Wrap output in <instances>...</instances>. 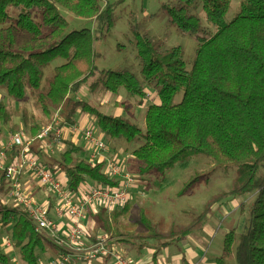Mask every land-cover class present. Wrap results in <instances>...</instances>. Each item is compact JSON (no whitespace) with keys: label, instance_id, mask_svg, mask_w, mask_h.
Listing matches in <instances>:
<instances>
[{"label":"trees","instance_id":"16d2710c","mask_svg":"<svg viewBox=\"0 0 264 264\" xmlns=\"http://www.w3.org/2000/svg\"><path fill=\"white\" fill-rule=\"evenodd\" d=\"M124 1L102 5L100 0H0V88L16 104L10 107L0 100V137L6 134L4 127L8 133L24 130L33 137L53 122L58 110L66 123H75L79 110L93 116L109 139L127 145L142 139L130 154L140 176L163 173L197 154L223 166L235 163L228 189L206 199L187 223L164 228L141 214L137 228L121 232L118 218L128 209L126 202L113 210L100 207L94 213L96 229L137 254L153 243L152 259L156 261L163 248L175 246L179 252L191 234L202 230L215 205L253 194L248 208L244 203L240 206L244 216L241 231L226 234L215 264H227L228 258L235 264H264V0H241L228 22L225 16L232 0L163 1L161 10L168 22L197 43L192 66L185 68L183 47H168L163 39L134 25L129 49L138 63V74L127 68L99 69L96 64L100 56L96 43L111 33L115 9ZM59 7L92 19L94 29L69 30ZM34 12L40 21L34 19ZM56 59L63 63L45 75L44 69ZM85 84L93 93L117 94L123 89L140 107L149 97V87L158 102L146 107L143 130L129 112L108 114L100 105L77 99ZM180 93L181 100L175 103ZM28 99L31 109L25 103ZM122 102L130 111L131 105ZM45 165L60 169L70 190H77L84 181L118 185L103 173L104 162L90 163L81 147L70 140ZM203 176L194 173L181 192ZM3 186L0 175V191ZM0 228V233H9L24 264H37L48 248L57 249L33 230L25 213L14 204L0 202ZM108 258L104 257L103 264ZM0 264H9L1 245Z\"/></svg>","mask_w":264,"mask_h":264},{"label":"rangeland","instance_id":"374dc122","mask_svg":"<svg viewBox=\"0 0 264 264\" xmlns=\"http://www.w3.org/2000/svg\"><path fill=\"white\" fill-rule=\"evenodd\" d=\"M114 1L116 0H100L102 5L106 2ZM163 1L166 0H125L116 7L115 24L111 33L106 39L98 40L96 43L97 50L100 53L96 62L99 69L127 68L135 74H138V63L134 60L133 54L129 49L130 39L132 37L131 28H133L134 25L139 26L142 31H147L154 38L163 39L168 47L173 45H180L183 47L185 68L187 70L191 68L197 43L192 36L180 33L168 22L166 15L161 10V3ZM240 1L241 0H232L230 8L225 16L226 22L234 17L238 11ZM59 11L67 19L69 30L82 28L90 30L94 29L95 24L92 19L75 16L62 7H59ZM198 15L203 23H205L202 12L199 10ZM33 17L37 22L40 21L37 13L34 12ZM62 63V59H56L49 67L44 69V74L49 75L54 66ZM84 86L87 87L88 90L90 89L89 84H85ZM146 92L150 95V98H144L141 107L138 106L133 99H128L126 92L123 89L119 90L117 94H112L110 92H92L93 95L89 94L90 96L88 95L89 97L84 99L88 100L95 106L100 105V110L108 114L127 115L128 112L131 113L135 122H137L144 130L145 109L152 102H158L156 99H152V96L155 95L153 89L147 87ZM107 94H109L108 98L111 100L105 99ZM181 97L182 94H178L175 97L174 102H179ZM78 99H80V97ZM0 100L10 107L16 106L15 102L8 97L3 88H0ZM118 100H121V102L123 101L122 103L125 105H131V110L127 111L124 106H122L121 109H117L118 105L113 101ZM121 102L117 103L120 104ZM25 103L28 108L31 109L30 100L28 99ZM80 113L83 114V112L79 110L75 113L76 121L78 120L77 117ZM86 116L90 121V123H86V125L93 127L95 133L101 137L108 148L104 153L110 155L109 158L119 157L123 160L124 173L131 175L134 179L126 201L128 209L118 218L119 223L117 229L119 231L125 232L128 228H131V226H136L137 228L141 214H145L155 224H162L164 228L173 224L187 223L192 217V212H199L206 199L218 191L228 189L236 164L232 163L228 166L219 165L201 154L192 155L184 161H178L174 167L163 173H155L151 176H140L135 170L130 154L132 149L141 144L142 139L128 145L120 140L121 142L118 143L119 146L117 143V146H111L110 139L100 132L94 117L87 113ZM60 119L62 122H65L62 117H60ZM7 131V127H4V133L10 134ZM76 145L80 147V141L77 142ZM44 149L45 151L39 149L37 155L43 161H46V163L44 162L45 164H48V162L51 163L53 159L47 155L52 153L54 154L53 157H58V154L60 153L59 151L62 149L60 140L58 142L49 141L47 145L44 146ZM82 152H87L85 146ZM198 172L203 173L204 176L198 178L195 183L192 184V187L186 189V192H181V188L185 184V181L190 176H193L194 173ZM25 185L28 190L30 189L31 191H34V189H36V192L41 190L30 178L25 179ZM252 200L253 194H246L235 198H229L222 205H215V210L212 211V214L204 224L205 227L210 225V235L206 242L207 244L200 238L201 234L199 231L191 234L183 245H191L194 243L195 245L191 250L196 252L198 255L197 259L205 254V259L207 258L209 262L213 263V260L222 253V245L226 234L233 230L238 232L241 231L244 217L240 210L241 203H244L245 207L248 208ZM0 201H6L5 203L13 204L11 197L1 191ZM88 214H92L93 220L94 213L92 210H90ZM89 221L90 219L86 217L85 224L89 223ZM92 223L94 231H101L100 229H96L95 219ZM8 234L9 233L6 230L1 231L0 244L2 237L5 235L9 236ZM112 243L115 244L122 253L131 256L135 260L138 259L134 250H129V252L131 251V253H129L125 250V247L115 239L112 240ZM152 247L153 243H150L149 247L144 248L141 252L147 257H151V251H153V249H151ZM56 250L54 251L53 249L48 248L45 254L40 255V258L44 262H47L53 256H56L58 252ZM188 254L189 251L181 245V248L177 253V256L180 257L178 259L179 264H186V262H188ZM156 260H159L161 264H164L162 261L167 262L165 256L162 258V253L158 259L156 258ZM191 263H194V259H192ZM151 264H155L153 263V260L151 261ZM227 264H235L234 259L228 258Z\"/></svg>","mask_w":264,"mask_h":264},{"label":"built area","instance_id":"2783aa9c","mask_svg":"<svg viewBox=\"0 0 264 264\" xmlns=\"http://www.w3.org/2000/svg\"><path fill=\"white\" fill-rule=\"evenodd\" d=\"M63 127L68 128L72 137H81L87 148V161L93 164L104 162L103 173L117 180V186L84 181L77 190H70L67 176L60 169L52 170L45 165L33 146L38 142L44 146L49 141L60 140L61 143ZM106 150V144L92 126L80 127L77 123L62 122L59 110L55 112L53 122L33 137L24 130L7 135L0 147L3 189L13 204L25 213L33 230L58 251L47 262L39 257L37 264H92L103 262L105 256H109L110 264H137L134 258L122 253L109 241L105 233L94 231V219L92 214H88L90 210L97 212L100 207L113 210L123 205L134 182L131 175L124 173L123 160L109 158L104 153ZM26 178L34 181L45 194V199L40 200L27 192ZM86 217L90 219L87 224ZM0 245L9 257V264H24L9 236H3Z\"/></svg>","mask_w":264,"mask_h":264},{"label":"crops","instance_id":"0c3cea01","mask_svg":"<svg viewBox=\"0 0 264 264\" xmlns=\"http://www.w3.org/2000/svg\"><path fill=\"white\" fill-rule=\"evenodd\" d=\"M80 92V93H79ZM78 93V95H76L77 97V99L80 97V99H84V98H86V97H89L90 95L89 94H91V95H93V93L91 92V91H89L88 90V88L87 87H83L80 91H79ZM155 95H153L152 96V99L154 100V99H156L157 101H158V97H157V95H156V93H154ZM89 95V96H88ZM109 94H107L106 95V97H105V99L106 100H111V99H109L108 96ZM149 98H150V95H149ZM113 102H116V105H118V107H117V109H121V107H122V105L121 104H118L117 102H121V100H118V101H113ZM116 115V114H115ZM118 115H120V114H118ZM77 121H76V123L77 124H79L80 125V127H84L85 125H86V123H90V121L87 119V116H86V113H80V115H78V117H77ZM62 130H63V135H62V140H61V150L59 151V152H61V151H63L64 150V148H65V140H70V141H72L73 143H77V142H79L80 141V147H81V151H83V148H84V146H83V142L81 141V137L79 138V137H72V134L70 133V131L68 130V128L67 127H63L62 128ZM6 135H8V134H6ZM6 135H3L2 137H0V147H1V145L5 142V140H6ZM6 136V137H5ZM74 139V140H73ZM110 141H111V146L112 145H115V146H117V144L119 143V142H121L120 140H114V139H110ZM117 143V144H116ZM118 146H119V144H118ZM110 148V147H109ZM39 149L40 150H42V151H45V149H44V143H40V142H38V143H36L35 145H34V150H38L39 151ZM108 149V148H107ZM86 153H88V152H86ZM86 153H84V152H82V154H84V156L85 157H87V154ZM47 155V154H46ZM107 155V154H106ZM47 156H50V157H52V159L54 160L55 159V157H53L54 156V154H52V153H50V155H47ZM108 156H110V155H108ZM53 160H52V162H53ZM45 163H46V161H44ZM51 162V163H52ZM49 163V162H48ZM2 193H5L4 192V190L3 191H1ZM29 194H32V195H34V196H36L38 199H40V200H42V199H45V194L43 193V191L42 190H39V191H37L36 192V189H34V191H31L30 189L27 191ZM5 194H7V193H5ZM1 202V201H0ZM2 202H6V201H2ZM53 204V203H52ZM215 210V206L213 207V211ZM210 225H208L207 227H203L202 228V230L200 231V238L206 243L207 241H208V238H209V235H210ZM186 242V241H185ZM184 242V243H185ZM183 243V244H184ZM182 244V246L187 250V251H189V254H188V262H186V264H215V259L213 260V263L212 262H209L208 261V259L206 258L205 259V254L201 257V258H199V259H197V257H198V255L196 254V252L194 251V250H191V248L195 245L194 243H192L191 245H188V244H185V245H183ZM207 244V243H206ZM176 249H177V247H175V246H169V247H166V248H163V249H161V251H159L158 252V255H157V259H158V257L160 256V254L162 253V258L165 256L166 257V260H167V262H164V261H162L164 264H179V261H178V259L180 258V257H178L177 256V253L178 252H176ZM129 252V251H128ZM129 253H131V251L129 252ZM151 253H153V251H151ZM137 255V256H136ZM136 257L138 258V259H136L137 261H136V263L137 264H151V261L153 260L152 259V256L151 257H147L145 254H143L142 252H140V253H136ZM192 259H194V263H191V261H192ZM185 260V259H184ZM153 263H155V264H161L160 262H159V260H156V261H154L153 260ZM92 264H103V262H94V263H92ZM107 264H110L109 263V261H107Z\"/></svg>","mask_w":264,"mask_h":264}]
</instances>
